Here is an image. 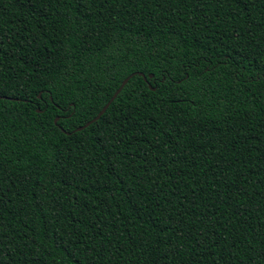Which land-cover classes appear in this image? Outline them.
<instances>
[{
    "label": "trees",
    "instance_id": "1",
    "mask_svg": "<svg viewBox=\"0 0 264 264\" xmlns=\"http://www.w3.org/2000/svg\"><path fill=\"white\" fill-rule=\"evenodd\" d=\"M0 97V264H260L264 0H0Z\"/></svg>",
    "mask_w": 264,
    "mask_h": 264
},
{
    "label": "water",
    "instance_id": "2",
    "mask_svg": "<svg viewBox=\"0 0 264 264\" xmlns=\"http://www.w3.org/2000/svg\"><path fill=\"white\" fill-rule=\"evenodd\" d=\"M138 76H142L141 74H138ZM131 77V75H129L128 77H126L119 85V87L115 90V92L112 94V96L109 98L108 102L100 109V111L96 114V116L94 118H92L91 120H89L88 122H86L83 126L76 128L74 131H80L82 129H84L85 127H87L88 125H90L91 123L95 122L100 115H102V113L105 111V109L107 108V106L109 105V103L116 97V95L119 93V91L121 90V88L126 84V82L128 81V79ZM36 112H38V110H36ZM56 121V119H54V122Z\"/></svg>",
    "mask_w": 264,
    "mask_h": 264
},
{
    "label": "snow or ice",
    "instance_id": "3",
    "mask_svg": "<svg viewBox=\"0 0 264 264\" xmlns=\"http://www.w3.org/2000/svg\"><path fill=\"white\" fill-rule=\"evenodd\" d=\"M191 70V65H189L186 69L185 72H188ZM182 82V81H181ZM0 99H2V97H0ZM46 103V101H45ZM259 258H260V264H264V252L259 254Z\"/></svg>",
    "mask_w": 264,
    "mask_h": 264
}]
</instances>
